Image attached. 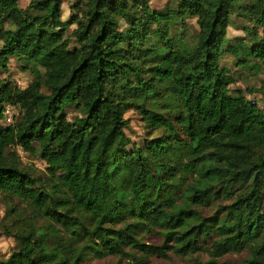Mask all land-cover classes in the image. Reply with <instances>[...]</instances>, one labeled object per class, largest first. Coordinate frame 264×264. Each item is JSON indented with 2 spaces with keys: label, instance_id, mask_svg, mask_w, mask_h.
Returning <instances> with one entry per match:
<instances>
[{
  "label": "trees",
  "instance_id": "16d2710c",
  "mask_svg": "<svg viewBox=\"0 0 264 264\" xmlns=\"http://www.w3.org/2000/svg\"><path fill=\"white\" fill-rule=\"evenodd\" d=\"M63 2L0 0V72L15 57L32 73L25 86L0 77V235L15 241L0 264L198 250L208 257L191 264H222L242 249L264 264V76L250 89L260 106L221 61L264 75V0H78L69 20ZM235 16L247 34L230 40ZM187 18L199 32L185 40ZM128 110L145 130L132 147ZM153 227L160 241H144Z\"/></svg>",
  "mask_w": 264,
  "mask_h": 264
},
{
  "label": "rangeland",
  "instance_id": "374dc122",
  "mask_svg": "<svg viewBox=\"0 0 264 264\" xmlns=\"http://www.w3.org/2000/svg\"><path fill=\"white\" fill-rule=\"evenodd\" d=\"M31 0H19L20 6L26 8ZM78 0H64L62 4L63 8V19L69 20L72 14L76 11L72 8ZM177 0H150V5L153 9L164 10L168 7H173L176 4ZM234 25L228 28L227 38L233 40L239 36H246V31L243 30L244 26H248V22L245 24V21L241 16L234 17ZM75 27L72 25L70 31ZM185 27L178 25V30H186V35L183 36V39L188 37L192 39V36L199 32V25L196 18H187ZM177 29L172 30V34H175ZM224 64L228 65L231 71L235 74L236 80L231 87H239L245 91L247 97L255 99L258 104L261 106L263 101L261 95L258 91H251L250 89L256 88L261 78L264 76L262 73L251 74L247 66H240L235 63V58L229 54H224L221 60ZM8 75L10 78L14 79L17 84L20 86H25L32 79V73L29 70H23L20 67L19 61L15 57L9 59V63L6 71L2 70L0 72V77ZM12 109L15 111V107L12 106ZM11 109V110H12ZM65 111L67 112L70 118L78 114V110L71 105L66 107ZM125 117L128 118V127L125 128L126 133L131 137V143L129 147H132L133 142L142 143L143 137L145 135V130L142 125L138 114L134 110H128L125 112ZM22 163L35 167L38 172H41L45 166L44 161L36 154L24 150L21 145L15 146ZM213 208L205 209V213H209ZM6 212V204L0 197V214L4 215ZM150 233L143 235V240L146 242L157 243L160 241L159 229L153 227ZM15 241L12 235L2 233L0 235V259L4 260L8 257L12 247L14 246ZM248 255L246 249L240 251H230L221 257V261H225L222 264H244V258ZM208 257V254L204 250H198L195 253L188 255H177L170 252L168 258L158 257L152 255L149 257V260L145 264H191L195 259L204 260ZM83 264H129L126 258H120L117 255H107L101 258H89Z\"/></svg>",
  "mask_w": 264,
  "mask_h": 264
},
{
  "label": "built area",
  "instance_id": "2783aa9c",
  "mask_svg": "<svg viewBox=\"0 0 264 264\" xmlns=\"http://www.w3.org/2000/svg\"><path fill=\"white\" fill-rule=\"evenodd\" d=\"M12 106L6 105L5 109H4V119L3 122L5 124H9L11 123V121L13 120V115L15 113V111L12 109Z\"/></svg>",
  "mask_w": 264,
  "mask_h": 264
}]
</instances>
